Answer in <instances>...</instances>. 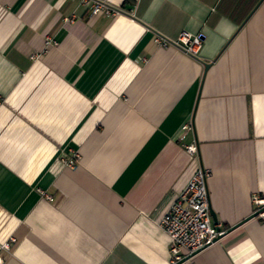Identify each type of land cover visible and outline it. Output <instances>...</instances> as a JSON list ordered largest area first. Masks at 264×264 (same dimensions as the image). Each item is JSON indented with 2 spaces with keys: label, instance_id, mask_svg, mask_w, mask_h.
Returning a JSON list of instances; mask_svg holds the SVG:
<instances>
[{
  "label": "crops",
  "instance_id": "obj_1",
  "mask_svg": "<svg viewBox=\"0 0 264 264\" xmlns=\"http://www.w3.org/2000/svg\"><path fill=\"white\" fill-rule=\"evenodd\" d=\"M107 1L119 12L0 0L3 264H169L158 222L197 166L217 224L239 225L182 264H264V220L247 219L264 199V0ZM181 31L203 35L196 58L153 41Z\"/></svg>",
  "mask_w": 264,
  "mask_h": 264
},
{
  "label": "built area",
  "instance_id": "obj_2",
  "mask_svg": "<svg viewBox=\"0 0 264 264\" xmlns=\"http://www.w3.org/2000/svg\"><path fill=\"white\" fill-rule=\"evenodd\" d=\"M89 5L90 15L113 14L119 10L111 8L107 0H80ZM72 20L67 19L66 22ZM154 43L161 47H174L186 55L196 58L202 46L203 35L192 34L181 31L177 38L169 40L158 34L153 39ZM45 48L55 46L57 43L45 38ZM185 151L190 156H195L196 147L188 145ZM79 158L78 152H73L69 157H64L63 163L68 168H75ZM209 176L207 169L197 166L185 182L177 190L174 199L158 222L159 228L166 234L169 241V264H175L191 253L202 250L214 243L216 237L221 236L225 229L219 224L212 222L209 214V201L206 187V179ZM252 204L256 216L264 220V199L257 194L252 196ZM15 239L10 238L9 242L1 245V248L8 251ZM5 256L0 254V264H3Z\"/></svg>",
  "mask_w": 264,
  "mask_h": 264
},
{
  "label": "water",
  "instance_id": "obj_3",
  "mask_svg": "<svg viewBox=\"0 0 264 264\" xmlns=\"http://www.w3.org/2000/svg\"><path fill=\"white\" fill-rule=\"evenodd\" d=\"M262 0H260L259 1V3L257 4V6L260 4V2H261ZM256 6V7H257ZM244 23V22H243ZM210 64L208 63V64H204V69L206 70L207 68H208V66H209ZM209 214H210V216H211V218H212V222L214 223V224H216L217 223V220H216V215L214 214V212L209 208ZM257 215V213L256 212H253L247 219H249V218H251V217H254V216H256ZM239 224H237L236 226H238ZM236 226H233V227H230V228H228L221 236H219V237H216L215 238V240L213 241V242H216L218 239H220L224 234H226L227 232H229V231H231L232 229H234ZM205 248V247H204ZM200 250H197V251H195V252H193V253H191L190 255H188V256H186V257H184L183 259H181L180 261H178V262H176L175 264H182V263H184L186 260H188L189 258H191L192 256H194L196 253H198Z\"/></svg>",
  "mask_w": 264,
  "mask_h": 264
}]
</instances>
